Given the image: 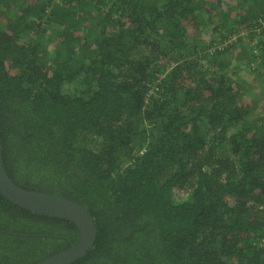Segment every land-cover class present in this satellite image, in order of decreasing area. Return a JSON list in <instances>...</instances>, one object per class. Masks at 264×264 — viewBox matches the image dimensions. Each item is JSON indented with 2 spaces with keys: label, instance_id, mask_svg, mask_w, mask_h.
Wrapping results in <instances>:
<instances>
[{
  "label": "trees",
  "instance_id": "16d2710c",
  "mask_svg": "<svg viewBox=\"0 0 264 264\" xmlns=\"http://www.w3.org/2000/svg\"><path fill=\"white\" fill-rule=\"evenodd\" d=\"M0 134L74 264H264V0H0ZM79 236L0 193V264Z\"/></svg>",
  "mask_w": 264,
  "mask_h": 264
},
{
  "label": "water",
  "instance_id": "95a60500",
  "mask_svg": "<svg viewBox=\"0 0 264 264\" xmlns=\"http://www.w3.org/2000/svg\"><path fill=\"white\" fill-rule=\"evenodd\" d=\"M0 193L11 203L40 215L62 219L74 224L79 241L71 247L39 264H74L86 258L98 238V229L92 214L79 203L63 195L27 190L18 186L9 176L3 154L0 134Z\"/></svg>",
  "mask_w": 264,
  "mask_h": 264
}]
</instances>
